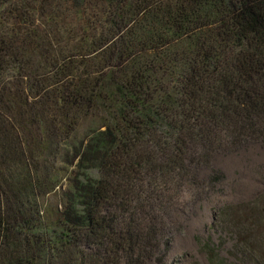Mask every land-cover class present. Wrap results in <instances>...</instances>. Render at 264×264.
Wrapping results in <instances>:
<instances>
[{"label":"trees","instance_id":"trees-1","mask_svg":"<svg viewBox=\"0 0 264 264\" xmlns=\"http://www.w3.org/2000/svg\"><path fill=\"white\" fill-rule=\"evenodd\" d=\"M250 143L264 0H0V264H160L224 177L201 167ZM220 214L264 264V194Z\"/></svg>","mask_w":264,"mask_h":264},{"label":"rangeland","instance_id":"rangeland-1","mask_svg":"<svg viewBox=\"0 0 264 264\" xmlns=\"http://www.w3.org/2000/svg\"><path fill=\"white\" fill-rule=\"evenodd\" d=\"M217 173L224 177L204 197L187 196L184 207L172 210L160 243V264H255L238 247L236 234L222 225L220 210L246 205L264 194V144L220 151L200 169L204 181Z\"/></svg>","mask_w":264,"mask_h":264}]
</instances>
